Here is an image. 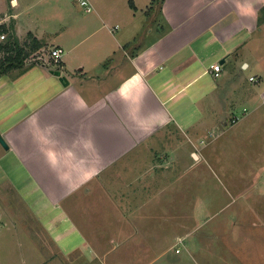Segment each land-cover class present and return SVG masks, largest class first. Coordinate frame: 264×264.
Returning <instances> with one entry per match:
<instances>
[{
  "label": "crops",
  "instance_id": "1",
  "mask_svg": "<svg viewBox=\"0 0 264 264\" xmlns=\"http://www.w3.org/2000/svg\"><path fill=\"white\" fill-rule=\"evenodd\" d=\"M43 1L0 0L22 43L65 49L68 80L37 65L0 76V220L26 222L7 264H181L143 210L207 160L212 126L264 124V0H162L151 21L148 0H93L60 32L41 14L65 1Z\"/></svg>",
  "mask_w": 264,
  "mask_h": 264
},
{
  "label": "rangeland",
  "instance_id": "2",
  "mask_svg": "<svg viewBox=\"0 0 264 264\" xmlns=\"http://www.w3.org/2000/svg\"><path fill=\"white\" fill-rule=\"evenodd\" d=\"M21 1L24 6L32 3L36 8L39 6V3H35L36 0ZM64 1L62 6H65V10L56 5L52 6V12L41 14L42 21H50L52 31L60 32L65 26L73 25L77 18L75 21L71 16L76 17L77 14L83 13V8L77 0ZM161 1L148 0L149 7H152L150 21L155 19L156 9ZM90 2L92 4L93 0ZM122 3L125 8L128 0H123ZM46 7L51 9L48 5ZM23 40L29 45L32 44L28 35ZM52 47L44 46L42 49L33 50L29 58L35 60L37 55L46 57ZM2 56L3 53L0 54V59ZM36 65L37 67L32 68L52 71L59 69L61 62L38 61ZM25 67H30L29 62ZM229 115L228 120L231 121L232 117L230 119ZM252 122L241 118L238 123L231 122L228 126L223 122L212 126L204 138V155L207 160L184 173L179 172L177 182L173 186L168 185L170 180H165L166 187L162 194L164 205L145 206L143 212L147 215L144 217H148L149 223L153 218L151 210H155L154 215L158 219L155 221L159 232L165 235L163 240L166 250L170 251L172 257L177 256L176 247L182 248L183 253L178 255L182 260L181 264H264V124H256L253 120ZM0 180L5 179L0 177ZM195 200L205 204L196 206L198 203H195ZM6 206L8 208V204ZM194 209L196 217L193 214ZM8 210L9 215L15 218V212L9 208ZM187 215L193 218L187 219ZM147 221L143 222L145 229ZM16 223L18 228L14 227L13 223L1 222L0 264L9 263L19 253L13 251V248L19 246L17 243L24 233V229H20L23 225L19 224L26 222L18 220ZM19 229L21 235L18 234ZM152 229L153 227L150 231ZM194 230L197 231L196 234L191 233ZM105 232L113 233L108 228ZM174 233L189 234L184 236L182 242V239L172 236ZM134 239H143L150 248L153 247L148 243L147 237ZM156 239L152 237L149 241ZM148 254L150 257L154 255Z\"/></svg>",
  "mask_w": 264,
  "mask_h": 264
},
{
  "label": "trees",
  "instance_id": "3",
  "mask_svg": "<svg viewBox=\"0 0 264 264\" xmlns=\"http://www.w3.org/2000/svg\"><path fill=\"white\" fill-rule=\"evenodd\" d=\"M131 5H134L131 2ZM264 7L261 10L260 21L264 19ZM5 35L1 39V35ZM29 35H32L29 33ZM32 44L27 42L22 43L15 32L13 24L7 26L6 24H0V54L4 56L0 59V76L6 74L14 69H23L26 63L29 62V66L36 65L35 60L30 59L33 50H39L43 47L37 38L31 40Z\"/></svg>",
  "mask_w": 264,
  "mask_h": 264
},
{
  "label": "built area",
  "instance_id": "4",
  "mask_svg": "<svg viewBox=\"0 0 264 264\" xmlns=\"http://www.w3.org/2000/svg\"><path fill=\"white\" fill-rule=\"evenodd\" d=\"M77 2L80 4V6L84 9L85 12H91L92 11V4L90 0H77ZM5 35H1V38H4ZM42 49V48H41ZM42 51V50H40ZM65 53V49L62 46H54L50 49L48 52V55L46 57L43 56H36L35 60L40 61L41 63H48L50 61H55L57 63L62 62L63 56ZM34 60V59H32ZM212 73H214L215 76H219L221 72V64L216 63L212 64L211 68L209 69ZM251 79H255L253 76ZM238 121V118H233L232 123H236ZM1 225V220H0ZM179 251V249H177Z\"/></svg>",
  "mask_w": 264,
  "mask_h": 264
},
{
  "label": "water",
  "instance_id": "5",
  "mask_svg": "<svg viewBox=\"0 0 264 264\" xmlns=\"http://www.w3.org/2000/svg\"><path fill=\"white\" fill-rule=\"evenodd\" d=\"M55 75L59 76L60 77V80L63 82V83H68V80L66 78V76L64 75H61V71L60 70H55L53 71ZM0 143L5 147V148H9V145L8 143L6 142L5 138L2 136V134L0 133Z\"/></svg>",
  "mask_w": 264,
  "mask_h": 264
}]
</instances>
